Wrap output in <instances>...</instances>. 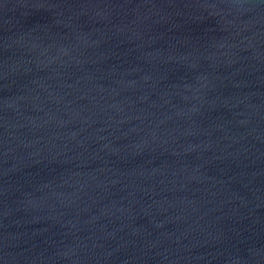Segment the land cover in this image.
<instances>
[{
    "label": "water",
    "instance_id": "95a60500",
    "mask_svg": "<svg viewBox=\"0 0 264 264\" xmlns=\"http://www.w3.org/2000/svg\"><path fill=\"white\" fill-rule=\"evenodd\" d=\"M0 264H264V0H0Z\"/></svg>",
    "mask_w": 264,
    "mask_h": 264
}]
</instances>
